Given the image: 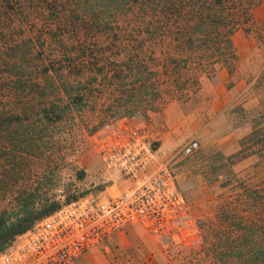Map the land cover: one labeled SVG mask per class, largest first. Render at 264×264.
I'll use <instances>...</instances> for the list:
<instances>
[{
	"label": "trees",
	"instance_id": "1",
	"mask_svg": "<svg viewBox=\"0 0 264 264\" xmlns=\"http://www.w3.org/2000/svg\"><path fill=\"white\" fill-rule=\"evenodd\" d=\"M260 1L0 0V251L57 208L25 178L41 131L88 107L151 111L184 98L195 73L234 69L231 37ZM263 78L264 65L256 86ZM250 122L230 166L264 162V114ZM229 173L177 264H264V182Z\"/></svg>",
	"mask_w": 264,
	"mask_h": 264
},
{
	"label": "rangeland",
	"instance_id": "2",
	"mask_svg": "<svg viewBox=\"0 0 264 264\" xmlns=\"http://www.w3.org/2000/svg\"><path fill=\"white\" fill-rule=\"evenodd\" d=\"M231 41L234 69L217 66L211 74L195 73L197 83L189 85L184 98L165 99L151 111L129 108L111 113L83 108L64 113L60 121L41 131L33 168L25 178L38 184L37 195L47 199L42 206L54 203L58 208L122 188L117 175L102 167L92 146L95 130L121 116L144 134L154 150L149 169L164 163L174 175L189 206L188 243L198 237L197 222L211 214L216 197L224 194L219 185L230 178L229 170L240 178L252 176L253 181L264 182V171H260L264 162L256 155L232 166L224 159L238 150L237 142L249 131L250 121L264 114V88L256 86L264 65V0L253 8L248 29L237 30ZM180 90L176 88L175 94ZM181 243L129 227L83 257L85 264H177Z\"/></svg>",
	"mask_w": 264,
	"mask_h": 264
},
{
	"label": "built area",
	"instance_id": "3",
	"mask_svg": "<svg viewBox=\"0 0 264 264\" xmlns=\"http://www.w3.org/2000/svg\"><path fill=\"white\" fill-rule=\"evenodd\" d=\"M92 146L122 188L78 198L35 220L0 251V264H70L129 227L153 238L189 240L188 203L164 163L149 169L154 150L128 118L97 128Z\"/></svg>",
	"mask_w": 264,
	"mask_h": 264
},
{
	"label": "crops",
	"instance_id": "4",
	"mask_svg": "<svg viewBox=\"0 0 264 264\" xmlns=\"http://www.w3.org/2000/svg\"><path fill=\"white\" fill-rule=\"evenodd\" d=\"M85 262H86L85 257H83V255H82L80 258L76 259L75 261H73L70 264H85Z\"/></svg>",
	"mask_w": 264,
	"mask_h": 264
}]
</instances>
